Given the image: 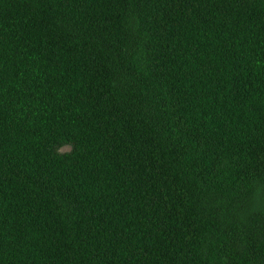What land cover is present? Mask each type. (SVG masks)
Returning a JSON list of instances; mask_svg holds the SVG:
<instances>
[{
    "label": "trees",
    "instance_id": "trees-1",
    "mask_svg": "<svg viewBox=\"0 0 264 264\" xmlns=\"http://www.w3.org/2000/svg\"><path fill=\"white\" fill-rule=\"evenodd\" d=\"M0 264H264V0H0Z\"/></svg>",
    "mask_w": 264,
    "mask_h": 264
}]
</instances>
